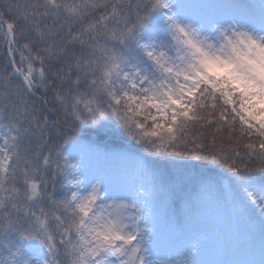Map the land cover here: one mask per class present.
Masks as SVG:
<instances>
[{
    "label": "snow or ice",
    "instance_id": "1",
    "mask_svg": "<svg viewBox=\"0 0 264 264\" xmlns=\"http://www.w3.org/2000/svg\"><path fill=\"white\" fill-rule=\"evenodd\" d=\"M0 264H264V0H0Z\"/></svg>",
    "mask_w": 264,
    "mask_h": 264
}]
</instances>
